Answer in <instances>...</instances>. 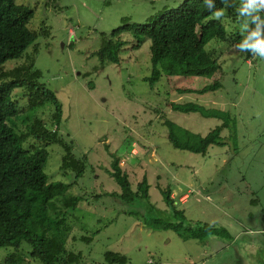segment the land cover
I'll return each mask as SVG.
<instances>
[{
	"label": "rangeland",
	"instance_id": "374dc122",
	"mask_svg": "<svg viewBox=\"0 0 264 264\" xmlns=\"http://www.w3.org/2000/svg\"><path fill=\"white\" fill-rule=\"evenodd\" d=\"M180 1L16 0L33 10L28 26L37 34L24 53L33 57L31 73L54 92L62 111L52 121L53 107L45 102L9 123L25 131L37 115L56 130L60 143L46 146L48 181L69 184L66 196L83 197L62 215L71 231L60 264H264V60L235 48L241 18L223 9L227 38L205 46L219 64L210 77L161 73L151 85L150 41L129 32L118 37L124 43L116 63L100 54L116 27L155 19ZM215 82L219 86L203 90ZM25 106L20 98L18 108ZM40 144L29 138L24 146ZM63 144L84 163L76 180L61 168ZM114 158L133 191L146 179V197L120 200ZM165 189L172 191L173 207ZM55 205L63 211L60 198ZM154 218L191 228L208 224L228 236L184 237L152 227ZM11 251L0 247V260ZM27 251L26 245L17 251L24 264H43ZM106 252L126 261H106Z\"/></svg>",
	"mask_w": 264,
	"mask_h": 264
},
{
	"label": "trees",
	"instance_id": "16d2710c",
	"mask_svg": "<svg viewBox=\"0 0 264 264\" xmlns=\"http://www.w3.org/2000/svg\"><path fill=\"white\" fill-rule=\"evenodd\" d=\"M238 5L239 0H236L235 6ZM214 7L223 10L222 0H214ZM211 11L203 0H181L176 8L164 7L155 19L150 18L141 24L125 22L113 29L110 37L103 41L100 54L116 63L124 43L118 37L129 32L136 38L150 41L151 73L147 79L151 85L161 73L210 77L218 70L219 64L213 52L205 46L212 39L225 40L228 35L221 19L214 18ZM234 11L233 7L227 8L231 15H235ZM32 17L33 10L30 7L18 4L16 0H0V247L12 248L0 260V264H24V258L17 251L25 245L28 247V256L43 264L63 263L71 227L62 215L83 199L79 195L66 196L69 184L48 181L44 170L49 156L46 146L60 143L56 130L47 128L37 115L32 116L25 131L18 132L9 123L22 111L34 112L37 106L43 107L45 102L53 107L51 120L57 123L61 118V104L56 95L38 81V75L31 73L33 57L24 54L37 34L28 26ZM242 37V34L237 33L233 43L236 45ZM141 42L138 40L135 46ZM243 54L246 58L252 55L250 52ZM23 55L20 64L5 67L6 61L19 59ZM217 86L219 83L215 82L203 90ZM16 89H21V92L13 97ZM20 98L26 99L23 110L18 108ZM29 138L39 141L40 146L25 147L24 143ZM219 144L223 142L219 141ZM63 149L65 154L62 156L61 168L70 169L76 180L83 174L84 163L71 156L69 145L63 144ZM111 170L120 187L118 196L122 202L129 203L137 196H147L144 177L137 183L136 191H133L127 174L119 165V159L112 160ZM162 193L167 205L173 207L172 191L165 189ZM57 198L62 202L63 211L55 205ZM174 214L183 216V212L176 209ZM149 223L152 227L172 229L181 236L199 240L209 235L228 236L224 229L208 224L191 228L183 227L182 222H167L159 218L151 219ZM104 258L109 262L126 261L124 256L113 252H106Z\"/></svg>",
	"mask_w": 264,
	"mask_h": 264
},
{
	"label": "clouds",
	"instance_id": "9594fccd",
	"mask_svg": "<svg viewBox=\"0 0 264 264\" xmlns=\"http://www.w3.org/2000/svg\"><path fill=\"white\" fill-rule=\"evenodd\" d=\"M208 10H212V14L216 18H221L224 11L214 7V0H203ZM223 8L233 7L237 17L241 18L243 34L242 39L235 45L240 52H250L253 56H257L264 60V18L261 13L264 12V0H222ZM254 27L249 30V25Z\"/></svg>",
	"mask_w": 264,
	"mask_h": 264
},
{
	"label": "crops",
	"instance_id": "0c3cea01",
	"mask_svg": "<svg viewBox=\"0 0 264 264\" xmlns=\"http://www.w3.org/2000/svg\"><path fill=\"white\" fill-rule=\"evenodd\" d=\"M185 197H186V195H185ZM186 200V199H185ZM184 202V201H183Z\"/></svg>",
	"mask_w": 264,
	"mask_h": 264
}]
</instances>
